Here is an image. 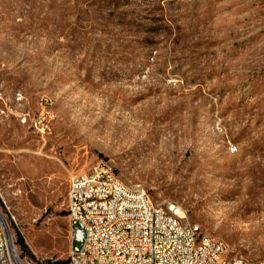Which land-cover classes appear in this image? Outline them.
Wrapping results in <instances>:
<instances>
[{
  "label": "rangeland",
  "instance_id": "374dc122",
  "mask_svg": "<svg viewBox=\"0 0 264 264\" xmlns=\"http://www.w3.org/2000/svg\"><path fill=\"white\" fill-rule=\"evenodd\" d=\"M6 104L0 208L22 257L67 264L69 178L109 160L264 261V0H0Z\"/></svg>",
  "mask_w": 264,
  "mask_h": 264
},
{
  "label": "built area",
  "instance_id": "2783aa9c",
  "mask_svg": "<svg viewBox=\"0 0 264 264\" xmlns=\"http://www.w3.org/2000/svg\"><path fill=\"white\" fill-rule=\"evenodd\" d=\"M19 98L22 102V93ZM16 112L17 105L6 104L0 118ZM32 124L41 134L50 130L42 115ZM66 211L70 225L67 264H264L230 258L225 242L186 223L182 211L169 204L156 206L143 188L119 183L109 160L70 176ZM5 223L0 208V264H42L22 257Z\"/></svg>",
  "mask_w": 264,
  "mask_h": 264
},
{
  "label": "bare ground",
  "instance_id": "6f19581e",
  "mask_svg": "<svg viewBox=\"0 0 264 264\" xmlns=\"http://www.w3.org/2000/svg\"><path fill=\"white\" fill-rule=\"evenodd\" d=\"M19 97H21V93H17L16 94V96H15V99L17 100V101H21V98H19ZM118 181H119V183H121V184H123L122 182H120V180L118 179ZM124 185V184H123ZM144 190V189H143ZM169 205H173V204H171V203H169ZM174 206V208L177 210V212H181V209L180 208H178L177 206H175V205H173ZM5 226L7 227V224L5 223ZM7 229V228H6ZM214 240H218V239H214ZM218 242H223V241H221V240H218Z\"/></svg>",
  "mask_w": 264,
  "mask_h": 264
},
{
  "label": "trees",
  "instance_id": "16d2710c",
  "mask_svg": "<svg viewBox=\"0 0 264 264\" xmlns=\"http://www.w3.org/2000/svg\"><path fill=\"white\" fill-rule=\"evenodd\" d=\"M19 241H20V243H22L24 246H25V243H24V241H23V238L22 237H19ZM26 247V246H25Z\"/></svg>",
  "mask_w": 264,
  "mask_h": 264
}]
</instances>
